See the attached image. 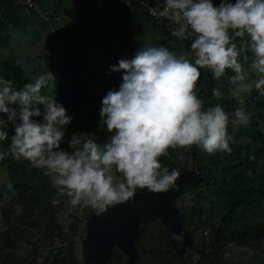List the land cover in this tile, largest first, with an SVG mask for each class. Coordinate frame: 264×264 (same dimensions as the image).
I'll use <instances>...</instances> for the list:
<instances>
[{"label": "trees", "instance_id": "obj_1", "mask_svg": "<svg viewBox=\"0 0 264 264\" xmlns=\"http://www.w3.org/2000/svg\"><path fill=\"white\" fill-rule=\"evenodd\" d=\"M32 1L47 19L42 17L44 15L28 10L20 0H0V53L4 49L8 51L3 59L4 64L0 65V76L11 81L16 90H20L45 71L42 66L30 68L33 80H25L24 74L20 72L23 70L21 65L15 71L16 55L7 34L9 30L21 32L26 39L47 36L48 39L51 37L65 42L63 56L55 64L54 80L42 89V94L54 97L66 109L67 115L72 117L65 132L64 143L61 144V148L70 154L74 150L69 147L68 141L73 134L80 138L81 144L88 139L103 144L109 138L106 126L103 129L100 127L102 99L109 91L119 90L123 72H112L104 90L98 94L92 89L93 79L80 75L79 60L75 56L114 17L122 15L139 21V34L130 45L132 51L137 52L147 46L142 38L145 31H151L155 37L154 47L163 46L177 57L184 54L195 60L191 40H180L166 33L163 26L155 24L149 16L147 8L165 6V0H142V5L129 11L104 8L100 11L104 12L103 16L108 21L94 25L88 31L81 26L51 29L54 18L64 12L63 9V12L59 10L63 0H49L50 5L48 0ZM103 1L98 0L92 4L89 14L98 2ZM221 2L212 0L217 7ZM229 2L234 4L236 0ZM98 13L92 18L88 14L90 24H93L92 20ZM33 16L39 18L38 27L34 31L28 28ZM107 31L106 27L103 32L107 34ZM234 42L239 48L240 39L236 38ZM245 55L251 57L252 54L244 49L241 57ZM132 58L128 57L127 60ZM41 59L40 56H27L24 67ZM250 63L249 59L247 65ZM230 75L234 73L227 70L217 80L210 71L201 69L196 87L198 98L204 101L205 109L218 104L228 114L243 108L249 116L246 125L228 123L227 133L232 137L229 142L231 154L217 152L210 155L192 146L189 149L170 148L167 156L160 157L162 166L170 171L176 169L181 173L193 162L202 175L200 183L196 186L185 185L176 199L181 212V224L192 238L190 257L179 256L173 251L163 225L154 220L142 227L137 247L140 255L138 264H234L230 256L232 248L242 250L244 256L250 254L248 258L252 262L249 264H264V96H260L253 87L239 102L232 94L235 86L229 81ZM214 88L222 93L219 99L213 97ZM11 107L19 111V106ZM38 107L43 113V106ZM0 118L6 120L7 116L0 114ZM42 118L33 117L37 122ZM16 123L21 122L17 119ZM4 130L9 137L8 141H0V150L10 147L11 137L15 135L12 124H8ZM181 156L183 159H180ZM0 170L6 175V185H0V264H83L76 247L77 243H81L89 216L95 212L91 208L82 211L79 208L71 209L66 214V223H63L60 214H64L68 208L67 198H60V203L53 205L52 199L56 197L57 188L51 178L44 174L45 170L36 169L28 161H17L10 156L0 161ZM249 172L251 175H248ZM9 182H12L17 195L13 196L7 188ZM16 206L22 208L20 214H16ZM125 262L126 257L114 249L104 264ZM240 264L246 263L242 261Z\"/></svg>", "mask_w": 264, "mask_h": 264}, {"label": "clouds", "instance_id": "obj_2", "mask_svg": "<svg viewBox=\"0 0 264 264\" xmlns=\"http://www.w3.org/2000/svg\"><path fill=\"white\" fill-rule=\"evenodd\" d=\"M162 15L176 25L172 36L192 41L194 63L166 47L143 46L132 59L111 66V72H123V82L102 99L100 127L111 133L103 144L94 139L81 144L73 134L68 145L74 151L61 148L72 117L54 97L42 94L54 80L50 72L20 90L0 76V114L7 116L0 118V141H8V124L15 131L10 147L0 150V161L10 156L45 170L57 188L53 205L66 197L72 209L91 208L101 217L110 208L134 202L138 189L153 194L175 189L179 172L160 163L170 148L197 146L210 155L231 154L228 114L218 104L205 109L196 86L201 69L217 80L231 70L232 94L238 97L251 90L246 79L254 73V88L264 96V0H222L218 7L212 0H165ZM244 49L252 54L243 56L245 62L251 60L248 69L241 63ZM212 93L216 99L222 95L215 88ZM234 115L238 124L249 122L243 108ZM41 116L43 123L33 119ZM7 188L17 195L12 182ZM14 210L22 212L20 206ZM174 238L182 240L180 235Z\"/></svg>", "mask_w": 264, "mask_h": 264}, {"label": "rangeland", "instance_id": "obj_3", "mask_svg": "<svg viewBox=\"0 0 264 264\" xmlns=\"http://www.w3.org/2000/svg\"><path fill=\"white\" fill-rule=\"evenodd\" d=\"M97 1L98 0H63V3L59 7V10L63 9L65 11L60 14V16L57 15L54 18V22L51 23V29L58 30L66 26H70L71 28L81 26L85 31H88L94 25L98 26V24L106 23L108 21V18L103 16L102 11H100L94 18V20H92L93 24H90L88 21L89 8ZM50 3L51 2L49 1L48 4L50 5ZM31 20L32 21H29L28 28L29 30L34 31V29L38 27L39 18L33 16L31 17ZM34 21H37V23H35ZM138 26L139 21L127 19L125 16L118 15L112 19L110 24L107 23V34L103 32L106 27L103 30L100 29L91 42L84 44L78 50L75 57L77 60H79L78 66L81 70L80 75L83 78L91 77L93 79L92 89L96 90L98 94H100L104 90L106 83L108 82L112 74V72L110 71V67H117L118 62L121 59L127 60L128 57L131 58L135 56L136 52L132 51L133 49L131 50L130 45L139 34ZM144 33L145 34L142 38L143 42H147V46H154L153 40L155 39V37L151 35V31H145ZM7 34L10 39L13 51H15L16 55L15 71L18 69V66L21 65L23 70L20 72L24 74L25 80H33L34 76L30 73L29 69L37 68L38 66H42L45 70L42 74L50 72L52 76L54 75L55 64L63 56V50L66 47L64 44L65 42L62 43L63 41H59L51 37L48 39L47 36H43L40 39H36L35 37L26 39L23 34L21 32H18L17 30L15 32L9 30ZM101 43H104L105 45L103 46L101 45ZM7 53L8 51L5 49L1 51L0 65L4 64L3 59L6 57ZM27 56H40L42 59L40 61H35L25 68L24 60ZM179 56H184L190 62L193 61L192 59L187 58L184 54H180ZM241 63L244 65L245 69H248L249 66L247 65V62L243 60V57H241ZM257 78L258 77L256 74L249 73L246 82L251 83L254 87V82ZM244 94L245 93H241L240 96L237 97L239 102L243 101ZM228 116L229 122H235L236 118L234 113L228 114ZM43 122L44 121L42 118L39 123ZM106 135L108 137L111 135V133L107 132V129ZM0 185H6V175L1 170ZM67 207L68 208L66 209L65 213L60 214V219L63 223H66V214L72 209H69V207H71L70 205H68ZM83 238L84 233L81 239V243H77L76 250L78 257H82L81 245ZM242 253V250L238 248L231 249L230 256L234 261V264H240V262L242 263V261L246 264H249L248 262L250 261L252 262V260L248 258L251 257L250 254L248 256H244Z\"/></svg>", "mask_w": 264, "mask_h": 264}, {"label": "water", "instance_id": "obj_4", "mask_svg": "<svg viewBox=\"0 0 264 264\" xmlns=\"http://www.w3.org/2000/svg\"><path fill=\"white\" fill-rule=\"evenodd\" d=\"M179 174L177 187L168 193L153 194L138 189L134 202L110 208L101 217H96L95 213L90 215L81 245L83 264H104L114 249L126 257L125 264H138L137 247L142 227L154 220L163 225L173 251L179 256L190 257L192 238L181 224L176 199L185 185L200 183L202 175L193 162ZM177 235L182 236L181 241L174 238Z\"/></svg>", "mask_w": 264, "mask_h": 264}, {"label": "built area", "instance_id": "obj_5", "mask_svg": "<svg viewBox=\"0 0 264 264\" xmlns=\"http://www.w3.org/2000/svg\"><path fill=\"white\" fill-rule=\"evenodd\" d=\"M20 3H23V5H25L29 10L37 12L40 15H44L42 14L40 9L37 7V5L32 0H20ZM139 5H142V0H113V1L105 0L103 2H98L97 5L92 9L89 15L92 18L100 10L104 8L106 9L113 8L115 10L123 9L125 11H129L132 8L137 7ZM144 6L147 7L146 5ZM150 9L152 11H150ZM147 10H148L149 16L153 19L155 24L160 25V26L162 25L166 33H169V34L172 33V30L176 27V25L171 22L170 16L162 15V13H164L165 11V6H162V7H152L151 6L150 8H147ZM42 17L47 19L45 15ZM0 19H1V15H0Z\"/></svg>", "mask_w": 264, "mask_h": 264}, {"label": "crops", "instance_id": "obj_6", "mask_svg": "<svg viewBox=\"0 0 264 264\" xmlns=\"http://www.w3.org/2000/svg\"><path fill=\"white\" fill-rule=\"evenodd\" d=\"M65 11V10H64ZM62 12H63V10H62ZM104 13V12H103ZM59 21V20H58Z\"/></svg>", "mask_w": 264, "mask_h": 264}]
</instances>
